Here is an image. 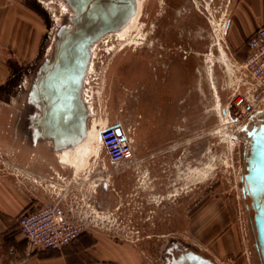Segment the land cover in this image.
Wrapping results in <instances>:
<instances>
[{"label": "rangeland", "instance_id": "1", "mask_svg": "<svg viewBox=\"0 0 264 264\" xmlns=\"http://www.w3.org/2000/svg\"><path fill=\"white\" fill-rule=\"evenodd\" d=\"M138 1L125 37L94 45L81 88L86 125L116 126L133 156L111 163L94 141L98 156L73 166L49 141H33L28 97L73 12L64 0H0V169L11 170L17 152H47L48 201L61 198L93 220L90 230L135 244L141 264L183 250L260 264L242 190L248 143L231 115L236 64L264 23V0Z\"/></svg>", "mask_w": 264, "mask_h": 264}, {"label": "water", "instance_id": "2", "mask_svg": "<svg viewBox=\"0 0 264 264\" xmlns=\"http://www.w3.org/2000/svg\"><path fill=\"white\" fill-rule=\"evenodd\" d=\"M73 14L56 31L50 58L45 59L29 89L37 111L31 117L32 139L49 141L55 150L69 148L84 136L88 112L81 97L91 45L120 29L135 10V0H64ZM244 124L248 139L243 194L250 198L255 230L254 247L264 264V123ZM120 134V129L117 128ZM180 264H214L192 250L182 252Z\"/></svg>", "mask_w": 264, "mask_h": 264}, {"label": "crops", "instance_id": "3", "mask_svg": "<svg viewBox=\"0 0 264 264\" xmlns=\"http://www.w3.org/2000/svg\"><path fill=\"white\" fill-rule=\"evenodd\" d=\"M49 158L47 152H17L11 170L0 169V264H141L135 244L94 230L58 249L26 244L16 218L23 210L48 201V188L40 175L47 174Z\"/></svg>", "mask_w": 264, "mask_h": 264}, {"label": "built area", "instance_id": "4", "mask_svg": "<svg viewBox=\"0 0 264 264\" xmlns=\"http://www.w3.org/2000/svg\"><path fill=\"white\" fill-rule=\"evenodd\" d=\"M246 54L236 64L238 77L232 94L234 122L253 121L264 113V23L254 29L245 44ZM241 126V127H242ZM100 146L108 160L117 164L133 156L130 139L116 126L98 128ZM19 232L30 248H61L93 227V220L61 198L23 210L16 218Z\"/></svg>", "mask_w": 264, "mask_h": 264}, {"label": "bare ground", "instance_id": "5", "mask_svg": "<svg viewBox=\"0 0 264 264\" xmlns=\"http://www.w3.org/2000/svg\"><path fill=\"white\" fill-rule=\"evenodd\" d=\"M138 10H139V1L138 0H135V10L132 13V15L129 17L128 21L120 29L116 30L115 32L107 33L106 35H104L103 37H101L99 41H102L104 39H108L110 37H116L117 39L118 38H124L126 36V34H127V31L129 29V27L131 26L132 19L137 15ZM99 41H97V42H99ZM96 43H94V44L91 45V48H90V59H89L88 65H87L86 72H87V70H88V68L90 66L92 50H93V47H94V45ZM84 78H85V76H84ZM84 78H83V80H84ZM81 97H82V99L84 101V98L82 96V92H81ZM84 103H85V101H84ZM253 123L254 122L251 121V122H248L247 125H251ZM98 130L99 129L97 128L96 125H86L85 134H84L83 138L78 143H76L72 147L63 148L61 150H58L59 151L58 152V156L62 160V162H69L70 165L79 166L82 163H84L83 161L89 155H92V156L97 155L98 156V147L99 146L98 145H94L95 148L93 147L94 141L95 142L96 141L99 142V139H98ZM120 132H121V130H120ZM247 143H248V139H247ZM70 154H72L71 157L69 156ZM245 154L247 156L248 151ZM245 163H246V160H245ZM244 196L247 197V198H249L245 194H244ZM249 206H250V198H249ZM253 229H254V225H253ZM254 232H255V230H254ZM167 264H180V263L177 262L176 259H174V260H169Z\"/></svg>", "mask_w": 264, "mask_h": 264}, {"label": "flooded vegetation", "instance_id": "6", "mask_svg": "<svg viewBox=\"0 0 264 264\" xmlns=\"http://www.w3.org/2000/svg\"><path fill=\"white\" fill-rule=\"evenodd\" d=\"M262 119H264V118H262ZM255 120V119H254ZM255 122V121H254ZM259 122V121H258ZM257 123V122H256ZM255 250V249H254ZM256 252V251H255ZM169 253H171V251L169 250ZM182 253V252H181ZM181 253H178V254H176L175 256H172V259H176L177 260V258L179 257V255L181 254Z\"/></svg>", "mask_w": 264, "mask_h": 264}, {"label": "trees", "instance_id": "7", "mask_svg": "<svg viewBox=\"0 0 264 264\" xmlns=\"http://www.w3.org/2000/svg\"><path fill=\"white\" fill-rule=\"evenodd\" d=\"M245 54H246V49H245Z\"/></svg>", "mask_w": 264, "mask_h": 264}]
</instances>
